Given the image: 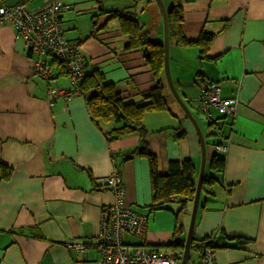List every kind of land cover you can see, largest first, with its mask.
Wrapping results in <instances>:
<instances>
[{
    "label": "crops",
    "instance_id": "1",
    "mask_svg": "<svg viewBox=\"0 0 264 264\" xmlns=\"http://www.w3.org/2000/svg\"><path fill=\"white\" fill-rule=\"evenodd\" d=\"M164 1L170 8L172 0ZM19 2L36 9L44 0H0V7ZM61 2L64 33L81 42L90 69L101 70L127 102L143 103L158 79L145 48L129 47V37L112 11L135 17L148 39L164 44L158 1ZM149 18L155 34L146 29ZM182 28L190 41L198 40L202 31L216 34L205 55L198 45L170 42L172 76L187 105L198 107L205 81L217 82L222 97L239 99L235 115L211 109L212 117L219 119L215 142L226 146L225 151L216 145L215 149L225 156L226 167L213 172L214 183L203 187L194 235L211 239L217 264H264V0L186 2ZM36 59L16 37L13 24L0 21V161L13 169L8 180H2L0 172V264H78L80 255L66 243H95L102 209L115 200L99 179L107 177L114 165L127 190L126 205L147 217L148 247L163 251L169 242L186 239L194 201L183 211L178 203L148 209L153 195L150 163L139 153L145 145L163 169L170 161L191 159L198 179L200 138L166 75L162 83L171 110L145 115L146 141L138 132L110 138L104 131L119 124L111 120L102 123L104 131L99 128L84 95L49 103L50 86L71 89V79L69 73H61L66 68L61 61L50 56L44 59L52 62L54 75L50 81L40 77L33 69ZM199 117L208 141L212 129L203 113ZM124 240L140 241L129 235ZM200 258L198 253L192 264ZM97 259V248L90 246L81 264Z\"/></svg>",
    "mask_w": 264,
    "mask_h": 264
},
{
    "label": "built area",
    "instance_id": "2",
    "mask_svg": "<svg viewBox=\"0 0 264 264\" xmlns=\"http://www.w3.org/2000/svg\"><path fill=\"white\" fill-rule=\"evenodd\" d=\"M64 4L61 0H44L40 8H28L23 2L6 4L0 7V21L11 22L16 37L24 40L30 52L37 56L34 61V73L50 81L53 77V64L44 59L50 56L61 61L69 72L72 88L65 89L52 85L49 88L48 101L54 105L58 99L69 100L81 94V82L88 74L89 62L81 43L65 35L62 14ZM239 106L238 98L222 97L221 87L217 82L205 81L201 86L198 108L208 121L212 117V108L223 116L235 115ZM218 151H225L226 146L216 145ZM100 183L110 188L115 200L106 205L101 214V232L95 243L67 242L66 246L80 255L81 264L90 246L98 250V259L93 264H183L181 256L171 252H161L150 248L146 240L147 217L126 205V187L117 165L111 173L99 179ZM138 238L137 244L127 243L124 236ZM190 263V260L188 262ZM197 264H217L216 249L211 245L204 248Z\"/></svg>",
    "mask_w": 264,
    "mask_h": 264
},
{
    "label": "trees",
    "instance_id": "3",
    "mask_svg": "<svg viewBox=\"0 0 264 264\" xmlns=\"http://www.w3.org/2000/svg\"><path fill=\"white\" fill-rule=\"evenodd\" d=\"M133 1L138 3L141 0ZM192 1L196 0H172V5L168 8L170 42L176 43V45L182 47L198 45L205 55L216 34L202 31L198 40L190 41L186 38L182 28V22L184 20V3ZM112 12L113 16L120 20L122 33L129 37V47L145 48L147 61L158 79L157 84L146 93L143 103L127 102L125 98L121 96V92L118 90L116 84L107 82L101 70L98 68L91 70L89 65L88 74L80 84L81 94L86 97L90 114L99 128L103 130L102 123L105 124L111 120L119 124V127L103 130L110 138L116 135L138 132L145 142L148 133L144 125L145 115L153 111L171 110L165 95L164 84L162 83V76L165 74L164 44L148 39L147 33L143 30V27L135 17L124 15L116 11ZM55 61L58 60L55 59ZM59 63L64 69L65 65H63L62 62ZM64 70L66 72L64 71L61 73H69L66 68ZM218 120L211 119L208 121V126L212 129V135L218 133L216 131L219 125ZM184 134V132H181L180 137H183ZM215 145L218 144L215 143ZM139 153L145 156L150 163L153 195L152 201L147 208L151 211H156L170 208L171 204L178 203L180 205L179 211H183L187 207L188 202H191L196 194L197 180L195 166L192 160L170 161L167 169H163L157 155L152 153L145 145L140 148ZM129 157H133V155ZM225 167V156L216 151L211 158L210 168L213 172L217 173L223 171ZM12 171L13 169L10 166L0 161L2 180L10 179ZM215 179L216 177L214 175L205 174L203 187L206 184L214 183ZM181 230L182 227L179 228V231ZM185 240L186 239L173 240L166 244L165 250L181 255L184 251ZM211 245L216 249L210 238H199L194 235L191 252L194 250L202 254L204 248Z\"/></svg>",
    "mask_w": 264,
    "mask_h": 264
},
{
    "label": "water",
    "instance_id": "4",
    "mask_svg": "<svg viewBox=\"0 0 264 264\" xmlns=\"http://www.w3.org/2000/svg\"><path fill=\"white\" fill-rule=\"evenodd\" d=\"M162 14H163V22H164V48H165V75L168 82V85L174 94L175 98L179 102L180 106L183 108L184 112L186 113V116L190 119V121L194 124L199 138L201 142V149H202V168L200 172L199 181L197 182V188H196V194L193 199L194 205L191 215V221L190 226L188 230V234L185 240V247L182 254L183 264H188L192 252H191V245L194 237V229H195V223L197 219L200 199H201V192L203 188V179L205 175V167H206V159H207V150H206V141L204 134L202 132L201 126L195 116V114L192 112L190 107L187 105V103L184 101L183 96L178 91L176 84L174 82L172 72H171V65H170V34H169V17H168V8L166 7L164 0H157Z\"/></svg>",
    "mask_w": 264,
    "mask_h": 264
},
{
    "label": "rangeland",
    "instance_id": "5",
    "mask_svg": "<svg viewBox=\"0 0 264 264\" xmlns=\"http://www.w3.org/2000/svg\"><path fill=\"white\" fill-rule=\"evenodd\" d=\"M165 2V1H164ZM159 4V3H158ZM166 5V4H165ZM172 5V3L170 4V2L168 3V7L169 6H171ZM159 7H160V5H159ZM160 10H161V8H160ZM162 12V11H161ZM149 22H148V24L146 25V29H148L149 31H151V33L152 34H155V30H154V28H152L153 26H154V21H153V19L152 18H149V20H148ZM164 24V23H163ZM173 43V42H172ZM172 45H174V44H172ZM170 51H171V47H170ZM196 104H197V102H196ZM192 106V112L197 116V117H199V115L201 114V112L199 111V108L197 107V106H193V105H191ZM213 109V108H212ZM220 114L218 113V112H216V115L215 116H219ZM200 118V117H199ZM201 121L203 122V119H201ZM204 125V124H203ZM204 127V126H203ZM207 137V136H206ZM218 138H219V136L216 134V135H211L210 137H208L206 140H208V141H206V142H208L207 143V146H208V153H207V159H206V167H205V173H206V175H213V171H212V169L210 168V160H211V158H212V155L214 154V153H216V149H215V141L216 140H218ZM212 141H211V140ZM206 150H207V148H206ZM201 168H202V166H201ZM201 168H200V170H199V174H198V179H197V182L199 181V177H200V172H201ZM161 252H165V250H163V251H161ZM197 255H198V252L197 251H194L193 250V252H192V257H191V260H190V263H192V261H196V258H197ZM179 256H181V255H179Z\"/></svg>",
    "mask_w": 264,
    "mask_h": 264
}]
</instances>
